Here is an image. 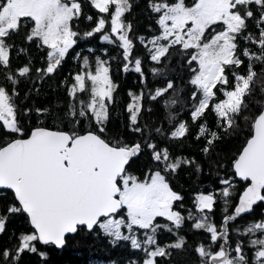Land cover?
<instances>
[{"label":"snow or ice","instance_id":"1","mask_svg":"<svg viewBox=\"0 0 264 264\" xmlns=\"http://www.w3.org/2000/svg\"><path fill=\"white\" fill-rule=\"evenodd\" d=\"M134 6L0 0V238L16 241L0 247V264H24L27 256L51 264L53 249L89 236L131 251L111 264H174L177 252L189 251L185 228L206 237L190 249L196 264H264V0H147L144 34L128 18ZM82 40L120 54L74 52ZM31 47L43 53L42 67ZM70 53L77 70L56 85L67 102L36 106L31 97L59 77ZM21 56L27 62L14 67ZM116 60L140 85L127 91L119 114ZM24 82L30 87L18 104ZM149 105L161 113L156 123L146 118ZM124 118L121 131L113 122ZM240 136L231 175L217 181L222 187L198 191L186 207L174 187L180 172L199 177L207 164L219 176V145ZM189 137L204 141L202 160L171 151ZM237 180L244 184L238 197ZM17 220L27 231L11 230ZM166 234L175 239L162 243Z\"/></svg>","mask_w":264,"mask_h":264},{"label":"trees","instance_id":"2","mask_svg":"<svg viewBox=\"0 0 264 264\" xmlns=\"http://www.w3.org/2000/svg\"><path fill=\"white\" fill-rule=\"evenodd\" d=\"M135 4L138 6H134L132 14L128 17L132 20L134 27L140 34H144L147 30V26L151 23V21L147 18L146 14V4L147 0H135ZM85 11L91 12V10L85 5ZM88 25L84 22L79 24V30L84 31L86 30ZM150 35V34H149ZM21 44L23 43L22 39L19 41ZM243 46V45H242ZM93 47L95 48L96 55H100L104 48L108 49L109 56L117 57L119 56V51L113 48L111 45H106L98 40H93L91 43H87L85 41H81L74 52L79 51L85 55H88V48ZM137 52L143 53L144 49L137 46ZM30 55L34 59L37 67H42L41 59L43 53L38 52L35 47L30 48ZM73 53H70L69 58L65 62L59 77L56 79L50 80L45 83L41 89V94L39 97L33 95L31 97V101H35L36 106H53L58 104H65L67 102V97L64 94L63 87L59 89L56 85L59 82V78L67 75L69 72H75L77 70V61L72 59ZM26 59L21 56L19 60L14 62V67H19L20 65L26 63ZM119 60H116L112 67H113V79L116 83L119 84V98L117 100V107L116 112L119 114L122 112L124 108V104L128 101V97L126 95L128 90H136L140 87L139 83L137 82V76L134 74H127L123 73L118 70L119 68ZM0 83H3V80L0 79ZM160 86V85H157ZM30 87L29 83L24 82L20 85V100H17V103H21L24 98V95L28 88ZM153 107V113L150 117H146L151 119L153 123H156L161 116L159 109L153 105H149ZM179 107V106H178ZM186 117V113L183 114L182 118ZM209 125H214V117L209 115L207 117ZM126 122V118L123 121H114V125L121 128L123 131L122 123ZM36 121L33 119L32 124L35 125ZM51 126V125H49ZM195 132V128L192 129ZM244 141V137H236V138H226L220 145L218 149V155L223 158L224 167L220 169L219 176L215 168L211 170L210 174L207 171V164L206 172L199 177L191 172L190 169H184L180 172L179 177L174 181V187L177 191H180L185 196V205L186 207L191 204V197L196 194L198 191L202 190V187H207L209 189H217L220 186L217 181L218 179L225 177L227 175H231V169L229 167V161L232 157L238 154V150L241 148ZM204 145V141L201 140L199 142L195 141L191 137L184 140L179 144H173L171 146V151L179 154V155H186L188 157H195L197 160H202L201 155V148ZM146 159V158H145ZM209 163H212L209 161ZM137 167L141 170L144 167V161L140 160L137 162ZM243 183V182H242ZM242 188V187H241ZM207 192V191H204ZM236 196V195H235ZM259 209V208H257ZM12 231L16 233L25 232L27 229L24 227L23 222L21 220H17L10 225ZM186 232V228L183 230L182 233ZM181 233V234H182ZM188 237V248L190 249L195 246V239L193 236ZM170 238H174L172 235H164L161 237V242L169 241ZM193 238V239H192ZM77 242L71 243L66 249L63 250H56L53 249L50 253L51 256V264H99L98 260H105L109 264L113 260L117 261H127L129 258L131 251L128 248L117 247L112 248L109 247L104 241L102 240H93L91 236L84 239L82 237L75 238ZM192 239V240H191ZM16 243L15 239L11 238V234L5 235L0 238V247L4 248H11ZM183 253L177 252L175 256L174 264H187L188 261H191V264L195 260V257H192L193 254L191 253ZM24 264H38L37 259L35 256H27L25 257Z\"/></svg>","mask_w":264,"mask_h":264},{"label":"flooded vegetation","instance_id":"3","mask_svg":"<svg viewBox=\"0 0 264 264\" xmlns=\"http://www.w3.org/2000/svg\"><path fill=\"white\" fill-rule=\"evenodd\" d=\"M241 192H242V191H241ZM236 196L238 197L239 195H236ZM261 210H262V209L259 208V209H257L256 211H257V213H259V212H261ZM245 219H248V218L246 217ZM215 221H216L217 225H219V224H220V221H221V206H220L219 203L217 204L216 215H215ZM186 232L189 233V236L191 235V236H193V238H197V239H195V241H196V242H195V245H196V243H197L198 241H202V240L206 239V237H205V235H204L203 233L196 234V233H193V232L189 231L188 228H186ZM186 232H185V233H182V234L187 236ZM193 238H192V239H193ZM192 239H191V240H192ZM187 240H188V237H187Z\"/></svg>","mask_w":264,"mask_h":264},{"label":"rangeland","instance_id":"4","mask_svg":"<svg viewBox=\"0 0 264 264\" xmlns=\"http://www.w3.org/2000/svg\"><path fill=\"white\" fill-rule=\"evenodd\" d=\"M242 187V188H241ZM243 187H244V184L242 183V182H240L239 180H237L236 181V190H235V193H234V195H239L240 193H241V191L243 190ZM218 189V188H217ZM214 190H216V189H209V188H207L206 186L205 187H202V190L201 191H214ZM207 192H205V193H207ZM175 239V237L174 238H170L169 239V241H172V240H174ZM188 253H192L191 251L190 252H188ZM193 254V256L192 257H195V254L194 253H192ZM98 262H99V264H109L108 262H106L105 260H98ZM192 264H196V257H195V260L193 261V263Z\"/></svg>","mask_w":264,"mask_h":264}]
</instances>
